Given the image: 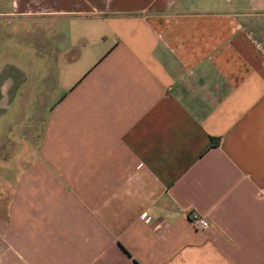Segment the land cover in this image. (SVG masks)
<instances>
[{
	"label": "crops",
	"instance_id": "1",
	"mask_svg": "<svg viewBox=\"0 0 264 264\" xmlns=\"http://www.w3.org/2000/svg\"><path fill=\"white\" fill-rule=\"evenodd\" d=\"M35 18L112 43L29 86L59 101L0 186V264H264V0H0Z\"/></svg>",
	"mask_w": 264,
	"mask_h": 264
},
{
	"label": "rangeland",
	"instance_id": "2",
	"mask_svg": "<svg viewBox=\"0 0 264 264\" xmlns=\"http://www.w3.org/2000/svg\"><path fill=\"white\" fill-rule=\"evenodd\" d=\"M44 26L43 18H35L34 20H17L9 28L7 26L0 28V85H3L4 89L3 99L0 100L4 110H0V130L4 129V139L2 141L0 139V186L2 188L6 186L10 188L12 173L23 172L31 166L30 160L39 156L49 106L59 101L53 98L45 99L43 93L38 96L41 98L33 97L34 92L39 91H33L28 98L29 86L42 88L44 78L48 79L60 74L67 78L74 77L72 71L68 74V68L61 66L66 62L64 59L66 54L69 53L68 57L80 54L78 65L74 67L75 71L80 73V70L86 67L83 64L92 58L87 55L91 52L89 50H95L94 52L98 55L112 43L111 38H108L103 40L104 42L100 41L97 46L92 43L91 47H88L86 43L81 42L86 38L78 35L75 46L81 44L80 50L70 49L68 46L64 48L57 41V32L53 34L52 30L43 29ZM71 30L77 36L78 31L75 28ZM46 46L50 47V51L44 52L43 48ZM35 78H37L36 81L30 84L29 80ZM64 82L63 79L61 84ZM18 91L21 92L20 95H17ZM58 95L59 93L55 96ZM27 134L30 138L24 140ZM4 154H7L5 158H3Z\"/></svg>",
	"mask_w": 264,
	"mask_h": 264
},
{
	"label": "built area",
	"instance_id": "3",
	"mask_svg": "<svg viewBox=\"0 0 264 264\" xmlns=\"http://www.w3.org/2000/svg\"><path fill=\"white\" fill-rule=\"evenodd\" d=\"M187 217L195 229H205L209 225L208 220L195 211H187Z\"/></svg>",
	"mask_w": 264,
	"mask_h": 264
}]
</instances>
